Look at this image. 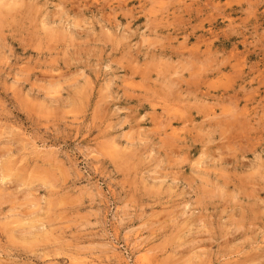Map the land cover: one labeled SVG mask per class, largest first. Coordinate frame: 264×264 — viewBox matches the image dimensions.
Listing matches in <instances>:
<instances>
[{
	"label": "clouds",
	"instance_id": "9594fccd",
	"mask_svg": "<svg viewBox=\"0 0 264 264\" xmlns=\"http://www.w3.org/2000/svg\"><path fill=\"white\" fill-rule=\"evenodd\" d=\"M0 264H264V0H0Z\"/></svg>",
	"mask_w": 264,
	"mask_h": 264
}]
</instances>
